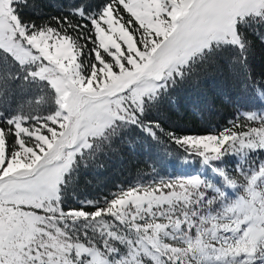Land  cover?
<instances>
[{
    "label": "snow or ice",
    "instance_id": "1",
    "mask_svg": "<svg viewBox=\"0 0 264 264\" xmlns=\"http://www.w3.org/2000/svg\"><path fill=\"white\" fill-rule=\"evenodd\" d=\"M28 5L0 0V264H264V107L200 135L151 116L222 50L264 106V0H83L39 24ZM152 144L201 170L65 206L79 166Z\"/></svg>",
    "mask_w": 264,
    "mask_h": 264
},
{
    "label": "trees",
    "instance_id": "2",
    "mask_svg": "<svg viewBox=\"0 0 264 264\" xmlns=\"http://www.w3.org/2000/svg\"><path fill=\"white\" fill-rule=\"evenodd\" d=\"M83 0H29V5L20 10L26 22L37 24L51 20L52 17L70 15V9ZM91 3L102 5L104 0H90ZM98 10V9H92ZM234 55L230 50H222L214 57H209L207 69L214 74L200 80L197 84H186L170 90L174 105L166 106V115L152 113L163 127L178 135H200L212 130H219L240 110H260L262 106L249 89L244 90L241 77L234 76L228 69V60ZM216 60L218 63L213 64ZM253 75L257 80L264 81V45L257 44L250 56ZM202 65H197V68ZM150 116V118H151ZM138 142L146 143L138 130L131 133ZM174 148L175 146H171ZM176 150L171 157L158 149L154 144L135 150L127 145L118 152L100 155L96 167L90 164L87 168L79 166L76 179L65 195V206L78 207L79 201L100 200L115 192L118 187H129L139 180L157 178H176L184 176L200 168L198 162L181 164ZM144 169L146 175L140 177L138 172Z\"/></svg>",
    "mask_w": 264,
    "mask_h": 264
},
{
    "label": "rangeland",
    "instance_id": "3",
    "mask_svg": "<svg viewBox=\"0 0 264 264\" xmlns=\"http://www.w3.org/2000/svg\"><path fill=\"white\" fill-rule=\"evenodd\" d=\"M201 169L199 168V169H196L195 171H192V172H190V173H188V174H186V175H191V174H194V173H196V172H198V171H200ZM186 175H184V176H186Z\"/></svg>",
    "mask_w": 264,
    "mask_h": 264
}]
</instances>
